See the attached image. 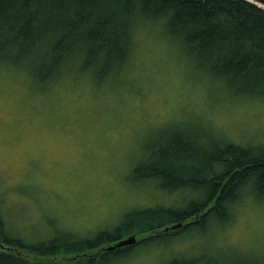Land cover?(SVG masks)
Returning a JSON list of instances; mask_svg holds the SVG:
<instances>
[{
    "label": "rangeland",
    "instance_id": "obj_1",
    "mask_svg": "<svg viewBox=\"0 0 264 264\" xmlns=\"http://www.w3.org/2000/svg\"><path fill=\"white\" fill-rule=\"evenodd\" d=\"M136 44L124 74L101 84L90 72H75L41 87L23 68H0V216L12 234L31 241L57 232L93 238L135 209L180 207L181 196L132 180L136 164L176 132L264 146V98L231 95L195 70L161 23L140 27ZM259 195L244 196L231 223L205 234L178 231L164 244L141 248V260L168 264L175 256L233 245L246 258L254 255L264 246Z\"/></svg>",
    "mask_w": 264,
    "mask_h": 264
},
{
    "label": "trees",
    "instance_id": "obj_2",
    "mask_svg": "<svg viewBox=\"0 0 264 264\" xmlns=\"http://www.w3.org/2000/svg\"><path fill=\"white\" fill-rule=\"evenodd\" d=\"M159 23L195 70L231 95L264 98V14L246 0H0V68H23L41 87L75 72H90L101 84L129 68L139 28ZM215 140L176 132L134 167L136 185L156 183L166 195L181 196V208L135 209L113 231L93 238L57 232L32 241L12 234L0 216V244L6 246L0 264H109L116 253L105 245L129 234L150 232L123 250L164 244L178 231L205 234L231 223L233 207L244 197L237 198L241 177H253L254 194L264 195V183H258L264 178V146ZM173 223L182 226L164 231ZM168 264L216 261L212 252L175 256ZM242 264L254 262L246 258Z\"/></svg>",
    "mask_w": 264,
    "mask_h": 264
},
{
    "label": "snow or ice",
    "instance_id": "obj_3",
    "mask_svg": "<svg viewBox=\"0 0 264 264\" xmlns=\"http://www.w3.org/2000/svg\"><path fill=\"white\" fill-rule=\"evenodd\" d=\"M251 3L253 6L259 3V10L262 14H264V0H251ZM3 59L4 57L0 56V61H2ZM237 95H239V93H237ZM261 96H264V93H261ZM3 106H4V98H3L2 90H0V143H2L3 132H4ZM256 183L257 182L253 177H246V178L241 177L239 182L236 183V188L238 190L237 198L239 199L242 196H248L254 194L255 191L254 185ZM258 183H264V178H262ZM224 199H228V197L226 196L222 198L220 206H223ZM259 199L261 202H264V195H262ZM261 211H262V215L260 219L259 228L261 234L264 235V203H262L261 205ZM134 216L135 213H133L132 216H129L128 218L129 222H134ZM113 238L119 239V236H115ZM153 239H160V237L154 234ZM145 243H149V241H145ZM123 249H124L123 245H121V250L119 252H117L116 248L112 249V252L116 253V255L110 257L109 264H145V262L141 260V256L143 255L141 251V246L128 248L127 250H123ZM176 250L177 252H181L183 250V246L178 245ZM211 251H213L216 264H242V261L246 259V257L242 256L240 251L236 249L234 245L232 247V250L216 246V248ZM209 252L210 249L205 248L202 252V255H208ZM180 258L181 257H177L178 260ZM247 259L253 261L254 264H264V246H262L259 249V251L254 255L248 256Z\"/></svg>",
    "mask_w": 264,
    "mask_h": 264
},
{
    "label": "water",
    "instance_id": "obj_4",
    "mask_svg": "<svg viewBox=\"0 0 264 264\" xmlns=\"http://www.w3.org/2000/svg\"><path fill=\"white\" fill-rule=\"evenodd\" d=\"M246 1L251 3V0H246ZM255 6L257 8H259V3H257ZM181 226H182V224L178 223V224H175L171 227H166L164 229V231L176 230V229L180 228ZM136 242H137V240H136L135 236L133 235V236H130L129 238L118 241L117 243H115V245L106 248V250H112L113 248H121V245H123L124 247L129 246V245H134Z\"/></svg>",
    "mask_w": 264,
    "mask_h": 264
}]
</instances>
